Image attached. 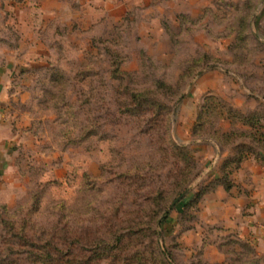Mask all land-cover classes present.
Segmentation results:
<instances>
[{
  "label": "rangeland",
  "instance_id": "1",
  "mask_svg": "<svg viewBox=\"0 0 264 264\" xmlns=\"http://www.w3.org/2000/svg\"><path fill=\"white\" fill-rule=\"evenodd\" d=\"M0 119V264H264V0H0Z\"/></svg>",
  "mask_w": 264,
  "mask_h": 264
},
{
  "label": "crops",
  "instance_id": "2",
  "mask_svg": "<svg viewBox=\"0 0 264 264\" xmlns=\"http://www.w3.org/2000/svg\"><path fill=\"white\" fill-rule=\"evenodd\" d=\"M5 121L8 124L9 119H0V157L3 155L4 147L7 142L11 140L12 134L9 132V128L6 124H3ZM247 166V167H245ZM255 177V176H253ZM255 179V178H254ZM236 187L226 192L222 189H218L214 193L208 195L214 203L220 204L224 198H226L227 203L231 205L233 220H230L234 232L239 233L241 236H248V217H243L242 213L245 210H248L247 204L248 201L253 200V203H260V199H257V195L253 193H248V163L239 170V173L236 176ZM264 202V201H262ZM245 209V210H244ZM257 218L256 216H254ZM260 222H264L261 216L258 217ZM249 230L255 231L256 228L250 227Z\"/></svg>",
  "mask_w": 264,
  "mask_h": 264
}]
</instances>
